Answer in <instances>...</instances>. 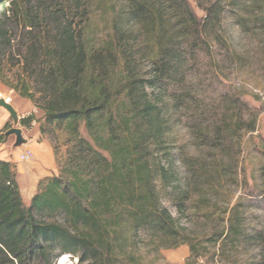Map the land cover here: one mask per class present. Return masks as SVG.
Segmentation results:
<instances>
[{"label":"trees","instance_id":"16d2710c","mask_svg":"<svg viewBox=\"0 0 264 264\" xmlns=\"http://www.w3.org/2000/svg\"><path fill=\"white\" fill-rule=\"evenodd\" d=\"M50 1L58 29L51 44L40 48L29 29L38 43L25 59L28 79L14 89L43 111L41 134L47 127L66 134L67 157L57 174L39 180L30 205L15 164L0 159V264H58L66 254L77 264H144L147 250L160 255L162 248L181 244L189 247L185 264H264V230L248 224L237 206L223 227L201 237L183 228L188 190L178 193L179 216L174 215L162 202L155 176L176 175L162 159L158 171L153 165L173 146L171 110L186 109L195 111L186 124L196 144L222 153L214 174L208 175V163L195 160L190 176L214 186L221 184L217 170L236 171V145L242 131L255 130L257 115L243 99L228 95L225 114L200 109L190 76L206 48L217 40L228 43L220 33L228 10L245 33L264 32V0H196L202 18L188 0H123L128 22L115 13L113 32L100 38L91 21L104 11V0ZM7 2L0 0V10ZM135 27L142 29L138 36ZM1 38L6 40L3 29ZM231 53L242 56L235 48ZM144 59H151L147 76ZM165 97L171 99L167 111ZM35 120L31 113L20 123L30 127ZM7 131L0 132V144Z\"/></svg>","mask_w":264,"mask_h":264},{"label":"rangeland","instance_id":"374dc122","mask_svg":"<svg viewBox=\"0 0 264 264\" xmlns=\"http://www.w3.org/2000/svg\"><path fill=\"white\" fill-rule=\"evenodd\" d=\"M188 1L195 14L199 18L204 17L205 14L196 0ZM50 2V0H8L6 6L0 10V29L6 32V40L0 39V99L10 98L9 103L15 107L20 117L18 123H14L10 113L0 107V132L7 128L8 130L14 127L20 128L23 137L27 139L26 143L30 140L32 144L47 147V155L43 151V155L38 157L40 163L48 165L50 162L52 167L54 165L47 176L57 174L60 165L67 157L66 134L60 130L53 133L49 127L44 134H41L39 126L44 123L43 111L36 107L32 100L22 97L14 86H20L21 81L28 79L29 71L25 59L31 52V46L38 43V40L40 42L37 48L50 45L53 30L58 29L59 19L56 18ZM104 3L102 4L104 11L99 10L95 13L91 21L98 38L108 37V33L113 32L111 23L115 13L122 17L123 24L128 22L123 0H104ZM110 5H115L116 9L110 10ZM236 22L235 12L228 10L220 29V33L227 37L228 43L217 40L211 48H206L202 52L201 67L190 76L203 106L200 109L206 111L210 109L220 115L225 114L230 104L229 98H224L226 97L224 95H228L243 99L257 115L255 130L242 131L240 143L236 145V171L232 174H223L222 170H217L215 181L221 177V184L215 182L218 186H209L204 177L193 179L190 176V162L199 160L208 163L211 169L208 175H212L215 173L216 163L222 161L220 150L196 144L194 134L186 124L190 123L194 110L183 109V112L178 113L171 110L172 128L168 137L173 146L169 149V154L156 156L153 160L156 168L158 164L162 165L160 163L162 159L164 164L170 165V170L176 175L173 180H163L158 172L155 176L162 202L174 215L179 216L175 204L178 193L188 190L184 198L188 200V210L183 212L180 218L182 227L188 229V232L195 237H201L218 226L223 227L224 220L230 217L233 207L236 206L237 211L244 215L248 224L264 230V32L247 34ZM29 23L35 25L29 26ZM137 28L133 29L136 36L142 32V29ZM29 29H34L31 31H35L38 40L34 41ZM227 48L231 51H227ZM234 48L242 56L233 55L231 52ZM141 64L142 74L147 76L151 59H144ZM34 89L35 86L32 91ZM170 100L167 97L163 99L165 111L169 109ZM31 113L36 116L31 126L21 125L20 119ZM82 132L86 136L84 129ZM25 148V143L16 146V136L11 134L4 145H0V158L15 161L17 171L22 173L37 159L35 148L29 146L27 150L32 149L33 152L31 159L26 162L21 161L19 155ZM44 177L46 176L42 178ZM18 181L23 200L26 205H30L34 191L30 188L29 179L20 174ZM201 199H204L203 204L198 208L193 207V203ZM188 255L187 244L175 248H162L160 255L155 251L147 250L144 264H185ZM241 255L248 256L244 250H241ZM63 256L65 259L61 261ZM63 256L59 258L58 264H77V258L72 255Z\"/></svg>","mask_w":264,"mask_h":264},{"label":"crops","instance_id":"0c3cea01","mask_svg":"<svg viewBox=\"0 0 264 264\" xmlns=\"http://www.w3.org/2000/svg\"><path fill=\"white\" fill-rule=\"evenodd\" d=\"M0 145H4V144H0ZM25 145H26L25 150H27V148L29 146H32L33 149L35 148L34 152H36L37 159L33 163H31L28 167H26V169H24V171L22 173L18 172V175L22 174L26 178L29 179L30 188H31V190L34 191V194H35V192L37 191L39 180L43 176H47L49 173H51L50 170H52L51 168H54V165L52 167L50 162L48 163V165L47 164L44 165V163H40L39 162V158L38 157H40V155L41 156L43 155V153H44L43 151H45L46 155H47V153H48L47 152V150H48L47 147H45V146L40 147L39 144H32L30 140H29L28 143H25ZM30 150H32V149H30ZM0 159H2V158H0ZM4 160H9V159L4 158ZM10 161L15 163V161H13V160H10ZM46 163H47V161H46Z\"/></svg>","mask_w":264,"mask_h":264},{"label":"water","instance_id":"95a60500","mask_svg":"<svg viewBox=\"0 0 264 264\" xmlns=\"http://www.w3.org/2000/svg\"><path fill=\"white\" fill-rule=\"evenodd\" d=\"M0 107H3L8 113H10V117L13 119L14 123H18L20 117L12 104L2 98L0 99ZM7 134H14L16 136V146L27 142V139L23 137V132L20 128H11L7 131Z\"/></svg>","mask_w":264,"mask_h":264},{"label":"built area","instance_id":"2783aa9c","mask_svg":"<svg viewBox=\"0 0 264 264\" xmlns=\"http://www.w3.org/2000/svg\"><path fill=\"white\" fill-rule=\"evenodd\" d=\"M5 100L9 102L10 98H5ZM32 154H33L32 150H30V149L29 150H26V151L22 152L19 155V159L21 161H25L26 162V161H28V160L31 159Z\"/></svg>","mask_w":264,"mask_h":264},{"label":"bare ground","instance_id":"6f19581e","mask_svg":"<svg viewBox=\"0 0 264 264\" xmlns=\"http://www.w3.org/2000/svg\"><path fill=\"white\" fill-rule=\"evenodd\" d=\"M65 259V256H63L60 260L63 261Z\"/></svg>","mask_w":264,"mask_h":264}]
</instances>
